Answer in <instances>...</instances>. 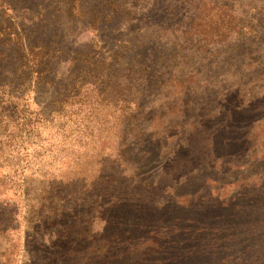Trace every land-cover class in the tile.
<instances>
[{"label": "rangeland", "instance_id": "obj_1", "mask_svg": "<svg viewBox=\"0 0 264 264\" xmlns=\"http://www.w3.org/2000/svg\"><path fill=\"white\" fill-rule=\"evenodd\" d=\"M123 1L126 0L116 2ZM153 1L130 2L135 6L131 14L137 12L135 18H141L140 26L152 24L167 26V22L178 17L168 20L167 13L177 14L176 11L183 6L181 13H186L187 17L190 15L191 5L181 4L177 8L174 7L175 4L170 5L165 0H160L162 3H159L158 8L161 10L153 12L151 11ZM193 1L197 5L202 3L200 1L207 2L208 9L213 8L209 2L215 3L217 8L211 10L213 14L219 11V5L223 2V0ZM226 1L227 4L235 3L234 0ZM3 2L0 1V6L2 5L0 30L10 28L11 31L8 32L29 34L32 40L44 44L54 42L57 50L61 51L62 61L56 69L62 74H58L57 71L48 94H60L69 80L74 78L78 68L73 67L74 64L68 63V60L89 61L93 55L105 58L123 42L127 30L130 29L126 25L128 19L125 16L107 12L105 0H81L80 11H75L71 16L67 12V0H4ZM7 3L12 10L7 9ZM77 12H81L82 15L79 16ZM224 18H229V14H225ZM241 18L244 20L245 16ZM94 20L96 22L92 23ZM155 31L156 28L151 27L145 40L150 42L149 35ZM20 38L24 41L23 35ZM0 41L2 44L0 50H4L9 58L0 64V79L8 80L7 90L12 91L11 98L0 91V112L8 107L11 108L14 103L20 111H38L37 102L45 96L39 94L36 97L33 87L27 89V84L22 86L17 78L13 80L14 76L10 73L16 65L13 62L11 44L3 39ZM255 43V48L263 50L260 41ZM161 51V47L159 50L157 48V52ZM155 53H152V56ZM221 60L222 56L215 62L200 60L188 66L180 64L184 76L173 68L171 78L175 79L172 82L166 83L167 78L160 79L155 81L156 86L153 85L154 87L152 86L149 91L139 94L137 99L142 103L145 119L138 121V125L142 126L140 131H144V135L152 136L146 148H151L152 143L157 140L159 144L164 143L169 149L166 155L161 151L159 155L153 156L145 170L136 167V162L143 158L142 155L126 161L129 158L126 151L135 148L136 145L126 149L118 147L123 136L122 132L127 127L123 121V110L127 105L118 97H114L117 105L106 106L105 102L95 97V92L88 93L86 99H80L70 108L67 107L68 112L73 114L69 121L65 119L62 121L60 116L53 125L44 128L40 139H31L34 144H24L26 150L20 152L17 166L10 167L7 163H2L4 157L11 151L8 147H3L4 152L0 150V219L6 220L9 216L16 215L14 217L18 222L16 237L20 239L15 242L16 245L21 246L25 242L27 236L25 230L31 222L28 220L35 216V212L39 213L41 206L38 205V196L44 189L47 190L46 186L49 182H59L75 176L89 179L92 183L88 190L89 194L83 189L77 190L76 197L88 196L92 199L96 196V186L99 184L98 191L102 190L103 181L114 173L111 171L112 159L118 160L120 156L124 158L125 168L120 169L122 171L120 177L117 175L119 181L125 184L128 181L127 177L136 175L139 180L146 183L153 178L163 179L168 160L181 155L187 163L176 174L171 173L172 177L163 183L164 187L162 186L160 190L146 193L143 187L137 190L122 186V190L117 189L121 203L124 202V205L129 206L134 202L131 207L117 208L116 212L111 211L112 216L109 212L100 215V207H105L108 199L103 201L99 198L91 200L86 206L77 204L74 207L70 206L68 212L73 213L76 209L79 211L78 216L83 214L84 218L88 213L91 229L101 237L106 221L113 219L114 214L121 217L120 220H112L110 225L114 226L119 223L125 226L126 223H135V221L144 224L151 222L155 225L161 214L165 216L167 224H173L171 217L183 216L188 221L183 227L189 226L186 234L184 236L176 234L171 240L172 244L160 256L155 257L156 259L169 258L173 262L178 259L171 258L181 257L184 259V261L180 260L181 264H264V57L255 55L248 63L245 59L241 62L225 63ZM176 77L179 80H176ZM192 78L195 81L191 80ZM222 85L224 89H228L230 85L235 89L239 85L237 92L239 97L235 98L233 94L232 102L236 103V99L241 101L243 109L250 106L247 109L249 112H252L253 107L255 109L247 126L249 129L247 140L232 151L238 152V157L235 153L232 154L234 158L228 163L229 167L222 165L225 159L219 157L220 159L216 158V161L215 156L211 154L212 138L215 137L214 143L217 146L222 139L216 131L222 123L216 121L212 124L211 120L207 119L212 112L204 107V104H209V108L213 110L217 108L222 113L221 119L228 113L226 108L219 109L223 102H226L225 92H220ZM12 96L20 97L12 99ZM186 100H191L197 105L193 107L188 102L185 103ZM75 105H80L82 110L73 111ZM193 114H198V118L193 117ZM217 114L210 118L213 119ZM200 115L206 118L203 123L199 119ZM195 121L199 123L197 126L200 130L207 126L209 128L199 132L194 138L195 141L184 146V139L187 134L189 135V127ZM175 125H185V128L175 131L172 129ZM0 128V132H6L1 121ZM0 140L5 144L8 138L2 137ZM25 141L27 140L23 142ZM131 142L128 140L129 145L132 144ZM38 144L39 146H36ZM33 145L37 147L35 153L31 152ZM124 150L125 153L122 152ZM188 151L190 156L186 154ZM16 152L12 154L15 156ZM218 153L224 151L218 149ZM209 160L215 162L208 164ZM172 187L175 191H172ZM177 191V198L179 194L183 195L179 199L174 198ZM138 195L139 197H136ZM155 212L158 214L153 216ZM79 219L75 220L80 221ZM107 229L104 235L114 236L110 235L114 231L113 228ZM137 236L142 235L137 233ZM134 244L128 243L132 246ZM118 248L111 252L114 256L109 259H113L112 264H133L144 252H134L126 245ZM20 263L22 264V259Z\"/></svg>", "mask_w": 264, "mask_h": 264}, {"label": "trees", "instance_id": "obj_2", "mask_svg": "<svg viewBox=\"0 0 264 264\" xmlns=\"http://www.w3.org/2000/svg\"><path fill=\"white\" fill-rule=\"evenodd\" d=\"M0 1L4 3V0ZM116 1L118 0H105L106 10L111 14L125 16L128 19L126 25L130 29L127 30L125 39L105 58L93 55L89 61L68 60V63H73V67L78 69L74 78L69 80L60 94H48L52 89L57 71L58 74H62L60 70L56 69L62 61L60 59L61 51L57 50L56 44L54 42L44 44L38 40H32L29 34L8 32L11 31L10 28L0 30V39L11 44L13 62L16 65L10 73L14 76L13 80L17 78L18 83L22 86L27 84V89L33 87V93L36 97L39 94L45 96L44 99L38 100L39 109L36 112L20 111L15 103L11 108L8 107V109H3L0 112V121L6 130L5 133L0 132V138H8L7 141L5 140V144L0 140V150L4 152L3 147L11 149L10 154L4 157L2 163L5 162L10 167L17 166L20 152L26 150L24 144H34L31 139H40L44 128L53 125L60 116L62 121L64 119L69 121L73 114L68 112L67 107L70 108L73 103L80 99H86L88 93L95 92V97L99 101L105 102L106 106L114 107L117 105V103L115 104L117 100H114V97H118L122 103L127 105V108L125 106L123 110V121L127 127L122 132L123 136L118 147L126 149L136 145L135 148L126 151L129 155L126 161L142 155L143 158L136 162V167L145 170L153 156L159 155L161 151L166 155L169 153V149L164 143L159 144L157 140L152 143L151 148H146V145L151 142L152 136L144 135V131H140L142 126L138 125V121L145 119L142 103L137 99L139 94L149 91L156 86L154 85L155 81L160 79L167 78L166 83L172 82L175 79L171 78L173 68L184 76L180 64L188 66L200 60L215 62L220 56H222L223 61H221L224 63L229 61L241 62L244 59L248 63L255 55L264 57V0H249L247 3L245 0H234L235 3L230 4L223 0L219 5V11L214 14L211 10L217 8L215 3L209 2L213 8L208 9L206 7L208 3L203 1L197 5L193 0H165L170 5L175 4L174 7L177 8L181 4L191 5L189 8L190 15L187 17L186 11H184L185 14L181 13L183 6L176 11L177 14L167 13L169 15L168 20L178 16L176 20L167 22V26L165 24H152L145 27L140 26L141 18H135L137 12L131 14V10L135 7L130 3L132 0L120 3ZM160 2L162 3L160 0H154L151 11L159 12L161 10L158 8ZM80 3L81 0H67L66 8L69 16L75 11H80ZM6 6L7 9L12 10L10 4L7 3ZM77 13L80 14H78L79 16L82 15L81 12ZM225 14H229V18H224ZM241 16H245V19L243 20ZM95 22L96 20L92 23ZM151 27L156 28V31L149 35L153 43L145 40ZM22 35L24 41L20 38ZM256 41H260L263 50L258 47L255 48ZM147 46L151 47L147 48ZM160 47L162 51L157 52V48L159 50ZM151 51L158 54L155 53L152 56ZM5 60H9V58H7L4 50H0V64H3ZM176 80L179 79L176 77ZM8 82V80L0 79V91L11 98L12 91L7 90ZM231 86L228 89H224L223 85L220 87V92H225L226 102H223L219 109H228V113L223 116V119H221L222 113L217 108L213 110L209 108V104H204L206 109L211 110L212 115L218 112L213 119L210 118L213 117L212 115L207 119L211 120L212 124L216 121L222 123L216 129L222 139L217 146L214 143L215 137L212 138L211 154L215 156L216 161V158L219 157L225 159L222 163L224 167H229L230 164L228 163L234 158L233 153L238 157V152L232 151H235V147L239 144L246 142L249 130L247 126L255 111L254 107L252 112L247 111L250 106L243 109L241 101L237 99L236 103L232 102L231 96L233 94H235V98L239 97L237 92L240 87L238 85L234 89ZM19 97L12 96V99ZM187 102L193 107L197 105L191 100H186L185 103ZM76 106L78 107L75 108ZM72 110L80 112L82 107L75 105ZM193 117L198 118V114H193ZM204 117L199 116L202 123L206 119ZM197 121L189 127V135L187 134L184 139V146L195 141L194 138L199 132L209 128L207 126L200 130ZM184 128L185 125H175L172 129L176 131ZM155 138L160 139V137ZM24 140L27 141L23 142ZM128 140H131L132 144L129 145ZM119 148L117 151L121 153ZM218 149L224 153L219 154ZM14 150L17 151L15 156L12 154L15 152ZM35 151L37 152V147L31 146V152L35 153ZM122 152L125 153V150ZM186 154L190 156L189 151ZM123 159V156H120L118 160L112 159L110 161L111 171L114 173L108 176L106 181H103L102 190L98 191L99 184L96 186V196L92 199L88 196L87 198L76 197L77 190L83 189L88 193L92 184L89 179L75 176L59 182H49L46 186L47 190L44 189L38 196V205L41 206V211L35 212V216L29 218L28 221L31 222L26 227L25 234L27 236L21 246L15 243L20 240L16 237L18 231V222L14 218L16 215L13 214L6 220L0 219V264H21L20 259H22V264H112L113 259L109 260L114 258L111 252L118 250V247L123 245L130 247L134 252L144 251L137 262L135 261L133 264H181L180 260L183 259L181 257H179L180 259L171 258L172 260L178 259L173 262L169 258L156 259L155 257L160 256L162 252L168 249L176 234L183 236L186 234L189 226L183 227V225L188 224L187 219H184L183 216L171 217L170 219L174 221L173 224H167L165 216L161 214V218L157 219L155 225H152L151 222L144 224L135 221V223L128 222L125 226L121 223L114 226L110 225L112 220L121 219L114 214L113 219L106 221L101 237L91 229L88 213L84 218L83 214L78 216L79 211L76 209L73 213L68 212L70 206L74 207L76 204L86 206L91 200L101 198L104 201L107 198L106 206L100 207V215L109 212L112 216L111 211L116 212L117 208L124 206L129 208L134 203L129 206L124 205V202L121 203L116 192L117 189L120 191L123 187H133L138 190L143 187L146 189V193L149 191L154 193L156 190H160L162 186L164 187L163 183L172 177L171 173L176 174L187 163L183 156L178 155L174 159L168 160L166 171L163 172V179L153 178L150 182L143 183L136 175H132L127 177L128 181L124 184L119 181V177L122 175L120 169L125 168ZM212 162L215 161L209 160L208 164ZM172 191H175L173 187ZM177 195L178 191L174 198H177ZM182 196L179 194L177 199ZM143 213L145 214V212ZM157 214L155 212L153 216ZM107 228H113L114 231L110 235L114 236L104 235L108 230ZM137 233L142 236H137ZM128 243L136 244L132 246Z\"/></svg>", "mask_w": 264, "mask_h": 264}]
</instances>
